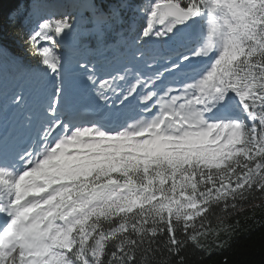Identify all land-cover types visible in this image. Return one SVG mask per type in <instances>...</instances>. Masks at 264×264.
<instances>
[{
  "label": "snow or ice",
  "instance_id": "6c2138e0",
  "mask_svg": "<svg viewBox=\"0 0 264 264\" xmlns=\"http://www.w3.org/2000/svg\"><path fill=\"white\" fill-rule=\"evenodd\" d=\"M52 9L23 13L35 66L0 89V264H207L264 200V0H148L113 69L66 54Z\"/></svg>",
  "mask_w": 264,
  "mask_h": 264
},
{
  "label": "trees",
  "instance_id": "16d2710c",
  "mask_svg": "<svg viewBox=\"0 0 264 264\" xmlns=\"http://www.w3.org/2000/svg\"><path fill=\"white\" fill-rule=\"evenodd\" d=\"M121 1L124 0L97 1L99 12L106 13L109 19L116 17L112 15L113 11L121 10V21H108L103 27L105 31L103 36L90 38L88 31L80 36L79 42L82 50L88 47L95 52H102L108 46L117 48L115 45L117 25L129 27L128 24L132 17H140L135 11H129L132 8L131 6L143 7L148 3V0H126L131 7L126 12L120 9ZM31 2L32 0H0V48H3L5 53L0 58V86L5 96L7 94L13 95L14 90L17 89V84L23 83L21 72L27 71L28 66H35L34 58L24 43L26 35L23 33L24 29L21 21L24 7ZM87 15V22H89L90 15ZM143 23V20L138 21L136 33ZM136 33L133 35L134 37ZM86 43L89 46H86ZM253 209H256L254 214H252ZM243 211L249 213V215L245 217L236 214L226 221V223L234 224L238 218L237 231L229 241L226 251L217 252L211 257H207V264H224L225 260H228L230 264H264V226H262L264 225V200H257L255 204L245 207ZM199 219L200 217L194 218V220ZM213 223H215L214 219ZM188 258L189 264H204L198 252L190 250Z\"/></svg>",
  "mask_w": 264,
  "mask_h": 264
},
{
  "label": "rangeland",
  "instance_id": "374dc122",
  "mask_svg": "<svg viewBox=\"0 0 264 264\" xmlns=\"http://www.w3.org/2000/svg\"><path fill=\"white\" fill-rule=\"evenodd\" d=\"M78 16V15H77ZM98 17L95 16V22H93V27H92V31L93 33H99L101 31V26H98L99 24L102 25V23L100 22V20H97ZM76 22H77V25H78V32H80L81 29H84V26H85V20L84 19H81L78 17L75 18ZM68 41L69 39L67 40V43L65 42L64 44V49L63 51L68 54V55H74L76 52L79 53V50L78 49H70L69 46H68ZM87 60H89L90 62H93L94 60H97L96 58H94L91 54L90 51L87 52ZM85 59V58H84ZM103 61V60H102ZM121 64L120 63H113V64H110V62L107 63V69H113V68H117V67H120ZM102 67H106V66H102ZM78 77V75H76V78ZM16 119H20L19 115L15 113V111L13 109H9L8 110V114H7V117L5 118V129H7L8 127H10L11 125L8 124V122H12Z\"/></svg>",
  "mask_w": 264,
  "mask_h": 264
},
{
  "label": "bare ground",
  "instance_id": "6f19581e",
  "mask_svg": "<svg viewBox=\"0 0 264 264\" xmlns=\"http://www.w3.org/2000/svg\"><path fill=\"white\" fill-rule=\"evenodd\" d=\"M85 5H86V3H85ZM86 11H87V10L85 9V10H84V14L86 13ZM79 85H80V84H79Z\"/></svg>",
  "mask_w": 264,
  "mask_h": 264
}]
</instances>
